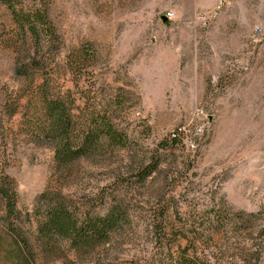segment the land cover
I'll return each instance as SVG.
<instances>
[{"label": "rangeland", "instance_id": "374dc122", "mask_svg": "<svg viewBox=\"0 0 264 264\" xmlns=\"http://www.w3.org/2000/svg\"><path fill=\"white\" fill-rule=\"evenodd\" d=\"M212 1H22L48 4L62 87L129 138L63 183L54 146L27 131L33 86L17 73L16 26L0 2V152L19 207L35 211L47 187L62 184L82 207L104 214L120 203L127 214L99 254L69 251L80 264H173L185 250L202 264H264V0L217 11ZM149 164L157 169L138 181Z\"/></svg>", "mask_w": 264, "mask_h": 264}, {"label": "trees", "instance_id": "16d2710c", "mask_svg": "<svg viewBox=\"0 0 264 264\" xmlns=\"http://www.w3.org/2000/svg\"><path fill=\"white\" fill-rule=\"evenodd\" d=\"M22 1L0 0L10 10L16 26L17 73L33 86L28 103L30 109L32 103L36 107L31 112L33 119L25 124L33 137L54 146L55 170L63 183L78 163L107 154L105 149L125 147L129 138L116 127L109 113L82 110L72 90L62 87L51 63L59 34L48 4L28 9ZM34 47L36 56L28 57ZM19 105L11 114L18 111ZM181 134V129L176 131L174 140ZM6 151L0 152V264H39L40 260L80 264L76 258H92L111 242L127 215L120 203H112L104 214L97 213L92 206L78 205L64 193L61 184L47 187L35 211L22 210L15 181L7 172ZM156 169L150 164L143 167L136 175L138 181ZM158 215L164 217L165 213ZM69 251L75 259L70 258ZM202 263L203 257L197 251L191 256L185 250L173 264Z\"/></svg>", "mask_w": 264, "mask_h": 264}, {"label": "built area", "instance_id": "2783aa9c", "mask_svg": "<svg viewBox=\"0 0 264 264\" xmlns=\"http://www.w3.org/2000/svg\"><path fill=\"white\" fill-rule=\"evenodd\" d=\"M226 1L227 0H216V5H215V9L214 10L217 11V10L221 9L224 5H226ZM173 16H174L173 12H169V13L166 14V17H168V18H172ZM202 17H211V16L205 13L204 15H202ZM197 128H198V126H197ZM197 128H195V133L194 134L195 135L202 134L203 129L201 127H199L198 129ZM192 146H195L194 142L192 143Z\"/></svg>", "mask_w": 264, "mask_h": 264}, {"label": "water", "instance_id": "95a60500", "mask_svg": "<svg viewBox=\"0 0 264 264\" xmlns=\"http://www.w3.org/2000/svg\"><path fill=\"white\" fill-rule=\"evenodd\" d=\"M164 21H168V18L166 16H163Z\"/></svg>", "mask_w": 264, "mask_h": 264}, {"label": "crops", "instance_id": "0c3cea01", "mask_svg": "<svg viewBox=\"0 0 264 264\" xmlns=\"http://www.w3.org/2000/svg\"><path fill=\"white\" fill-rule=\"evenodd\" d=\"M215 4L216 5V0H213L212 3H211V6Z\"/></svg>", "mask_w": 264, "mask_h": 264}]
</instances>
